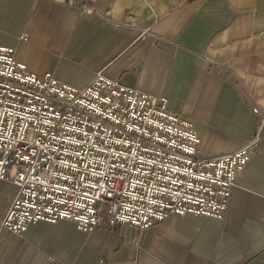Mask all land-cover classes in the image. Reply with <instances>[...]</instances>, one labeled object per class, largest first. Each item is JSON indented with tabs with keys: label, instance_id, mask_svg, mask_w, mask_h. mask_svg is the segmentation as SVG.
Masks as SVG:
<instances>
[{
	"label": "crops",
	"instance_id": "1",
	"mask_svg": "<svg viewBox=\"0 0 264 264\" xmlns=\"http://www.w3.org/2000/svg\"><path fill=\"white\" fill-rule=\"evenodd\" d=\"M0 46L66 86L100 73L164 98L193 126L198 158L259 139L220 220L169 214L138 230L101 212L87 234L65 220L0 226V264H264V0H0ZM14 193L0 180V219Z\"/></svg>",
	"mask_w": 264,
	"mask_h": 264
},
{
	"label": "built area",
	"instance_id": "2",
	"mask_svg": "<svg viewBox=\"0 0 264 264\" xmlns=\"http://www.w3.org/2000/svg\"><path fill=\"white\" fill-rule=\"evenodd\" d=\"M165 106L100 73L82 89L35 76L0 46V180L15 192L0 226L65 220L87 234L101 212L138 230L169 214L222 219L258 137L201 159L190 121Z\"/></svg>",
	"mask_w": 264,
	"mask_h": 264
}]
</instances>
